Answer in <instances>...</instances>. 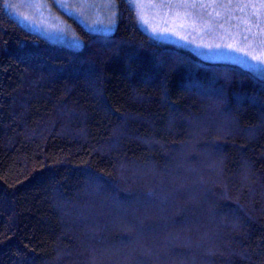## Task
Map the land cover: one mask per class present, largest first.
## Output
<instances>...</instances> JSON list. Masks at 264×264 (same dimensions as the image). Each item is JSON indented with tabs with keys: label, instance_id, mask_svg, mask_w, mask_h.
<instances>
[{
	"label": "trees",
	"instance_id": "16d2710c",
	"mask_svg": "<svg viewBox=\"0 0 264 264\" xmlns=\"http://www.w3.org/2000/svg\"><path fill=\"white\" fill-rule=\"evenodd\" d=\"M44 1L68 42L0 0V264H87L101 191L119 264H264V76Z\"/></svg>",
	"mask_w": 264,
	"mask_h": 264
},
{
	"label": "rangeland",
	"instance_id": "374dc122",
	"mask_svg": "<svg viewBox=\"0 0 264 264\" xmlns=\"http://www.w3.org/2000/svg\"><path fill=\"white\" fill-rule=\"evenodd\" d=\"M142 26L153 36L196 51L209 60L236 62L264 76V0H132ZM28 27L68 42L63 22L44 0H8ZM66 11L95 22L107 0H57ZM73 41H75L73 39Z\"/></svg>",
	"mask_w": 264,
	"mask_h": 264
},
{
	"label": "clouds",
	"instance_id": "9594fccd",
	"mask_svg": "<svg viewBox=\"0 0 264 264\" xmlns=\"http://www.w3.org/2000/svg\"><path fill=\"white\" fill-rule=\"evenodd\" d=\"M95 195L97 202L89 204L93 212L85 231L97 244L88 250L90 257L87 264H119L115 254L109 251L105 238L108 228L119 218V212L106 203L102 191Z\"/></svg>",
	"mask_w": 264,
	"mask_h": 264
}]
</instances>
